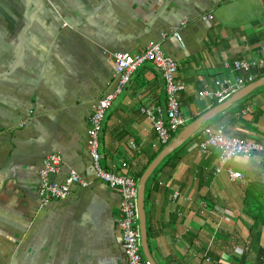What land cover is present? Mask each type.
<instances>
[{"label": "crops", "instance_id": "crops-1", "mask_svg": "<svg viewBox=\"0 0 264 264\" xmlns=\"http://www.w3.org/2000/svg\"><path fill=\"white\" fill-rule=\"evenodd\" d=\"M157 41L179 64L191 124L219 105L200 94L227 74V62L264 58V0H0V264H127L121 195L98 178L88 131L113 90V54ZM165 99L152 65L116 97L101 136L107 171L140 182L173 142L162 145L141 111ZM214 119L203 127L264 143V86ZM203 127L147 183L152 256L157 264H264V225L248 213L264 184V155L236 157L217 174L220 151H201ZM55 153L63 158L55 179L76 170L90 186L45 204L40 173ZM228 170L244 179L232 181Z\"/></svg>", "mask_w": 264, "mask_h": 264}, {"label": "built area", "instance_id": "built-area-1", "mask_svg": "<svg viewBox=\"0 0 264 264\" xmlns=\"http://www.w3.org/2000/svg\"><path fill=\"white\" fill-rule=\"evenodd\" d=\"M168 35L170 34H164L163 39H167ZM171 36L182 40L179 30L172 31ZM162 43L163 41L151 42L145 50L139 53L117 52L113 54L115 59L113 90L98 100L90 119L88 131L89 151L98 178L121 195L118 228L127 264H152L145 257L142 248L139 223V181L134 177L107 171L102 166L101 136L104 132V122L108 110L113 101L125 91L134 75L146 65L154 66L165 82V104H154L141 109L142 113L153 121L158 140L162 145H167L174 140L175 133L186 127L187 120L182 114L181 96L186 91L187 85L179 78L178 62L165 53ZM225 68L228 71L227 74L218 78L212 88H206L200 94L202 98L219 104L227 101L249 83L255 81L256 76L253 72L256 69L264 68V58L227 62ZM199 138L202 139L200 148L204 154H212L214 150L220 151V158L215 169L217 174L226 170L229 162L236 157L255 153L264 155V143L230 136L223 129L213 130L211 126L203 127ZM130 146L136 148L133 143ZM62 167L61 153L52 154L44 161L40 173L39 197L45 204L52 200L64 201L68 199L75 185L84 188L90 186V182L76 170H71L64 181L55 179L54 177L59 176ZM228 171L232 181L244 179L242 173ZM179 196L180 193L177 192L175 198Z\"/></svg>", "mask_w": 264, "mask_h": 264}, {"label": "water", "instance_id": "water-1", "mask_svg": "<svg viewBox=\"0 0 264 264\" xmlns=\"http://www.w3.org/2000/svg\"><path fill=\"white\" fill-rule=\"evenodd\" d=\"M264 86V77L259 80L254 81L249 84L236 94H234L227 101L219 104L218 106L212 108L204 115L196 119L194 122L189 124L183 131L179 134L177 138L173 140L171 144L165 147V149L159 154V156L150 164L145 173L142 175L139 182V223H140V231L142 237V248L145 257L152 263L157 264L155 262L152 253L150 251L149 246V235H148V226H147V211H146V189L147 183L150 177L153 175L155 170L160 166L163 160L172 154L176 149L182 146L185 142L191 139L207 122L211 121L219 114L225 112L230 109L233 105H235L238 101L247 97L256 89Z\"/></svg>", "mask_w": 264, "mask_h": 264}, {"label": "trees", "instance_id": "trees-1", "mask_svg": "<svg viewBox=\"0 0 264 264\" xmlns=\"http://www.w3.org/2000/svg\"><path fill=\"white\" fill-rule=\"evenodd\" d=\"M253 73H257L255 70ZM256 75V74H254ZM264 76V71H260L257 73V76L255 78V80H259L260 78H262ZM216 106V105H215ZM190 141V140H189ZM180 149V148H179ZM179 149H177L174 153H172L171 155H169L165 160L164 162L158 167V169H160L164 164H167L169 162H171L172 159H175L174 156L175 154L179 151ZM157 157V156H156ZM155 157V158H156ZM154 158V159H155ZM153 159V160H154ZM152 160V161H153ZM151 163V162H150ZM157 169V170H158ZM157 170L155 171V173L157 172ZM154 173V174H155ZM143 173L138 177V179H140L142 177ZM259 196H256V194H253V195H250V202H256L257 203V206H256V209L255 210H250L248 211V213L255 219L259 220L262 222V224L264 225V184H260L259 185ZM256 198V200H254ZM262 254L264 255V249L262 250Z\"/></svg>", "mask_w": 264, "mask_h": 264}, {"label": "rangeland", "instance_id": "rangeland-1", "mask_svg": "<svg viewBox=\"0 0 264 264\" xmlns=\"http://www.w3.org/2000/svg\"><path fill=\"white\" fill-rule=\"evenodd\" d=\"M247 31H248V29H247ZM215 123V119L214 120H212V121H210L209 122V124H214ZM189 124V122L187 123V125ZM183 129L184 128H181L177 133H175V136H179V134L183 131ZM174 139V138H173ZM102 151V150H101ZM231 163H233V162H231ZM262 225V224H261ZM262 229H263V225L261 226V231H262ZM264 230V229H263ZM259 234H261V232L259 233ZM246 264H250V263H246Z\"/></svg>", "mask_w": 264, "mask_h": 264}]
</instances>
